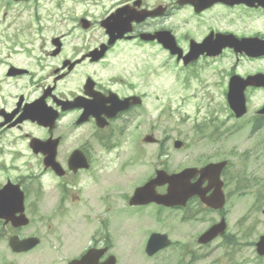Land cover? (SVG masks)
<instances>
[{
    "label": "flooded vegetation",
    "instance_id": "af4514ba",
    "mask_svg": "<svg viewBox=\"0 0 264 264\" xmlns=\"http://www.w3.org/2000/svg\"><path fill=\"white\" fill-rule=\"evenodd\" d=\"M186 1L118 0L101 19L109 18L120 8L129 13L145 15L141 21L133 20L132 30L122 38L109 44V33L102 27L100 39L95 40L88 31L82 30L70 40L67 39L70 33H62L57 35L58 39L51 37L49 43L42 45L41 58L51 65L48 66L40 96H44L48 111L56 115V119L53 127L30 120L11 125L10 122L20 116L23 105L29 102L24 99L20 106L16 104L6 109L7 112H13L18 108V112L8 124L3 125L1 122L5 118V111L0 109V146L9 147L14 143L8 142L6 134L15 128L31 125V129L24 133L27 142L25 171H0V190H4L0 208L16 210L18 205L15 204L17 200L14 195H22L23 210L29 223L16 227L7 217H0V241L9 240L11 235H19L20 238L38 236L40 242L32 250L38 248V253L44 255V246L51 244L52 253L65 258H78L90 248L104 249L102 259L109 257L112 251L121 255L119 247L112 241L111 213L119 208L121 199L127 201L129 197L124 191L127 184L125 177L120 176L116 180L117 186L120 185L118 189L112 188L110 153L113 147L122 148L124 154L128 153V148L132 149L131 155H121L122 160L117 168L121 175H126L129 169L140 167L143 163L145 143L143 103H131L123 108L126 98H144L140 58L138 55L126 58L123 52L143 45H155L171 54L158 38H142L143 33L155 36L157 32L167 30L173 34L183 54L193 46H203L200 50L204 53L193 63L202 58L216 61L225 51L235 52L234 48H224L220 44L219 37L224 34H232L238 39L252 36L264 38V6L258 4L262 0H230L231 3L210 0L211 4L199 11L191 0ZM182 11L194 13L197 18L187 15L170 22L173 15ZM80 23L85 30L94 25L91 21L86 23L87 27L81 20ZM161 24L168 27H157ZM175 26H193L197 31L180 34L174 31ZM103 45L106 47L102 55L92 54L97 49H103ZM208 51L212 54H208ZM171 55L181 62L177 54ZM13 75L19 76V72L15 71ZM255 89L262 88L248 87L246 92ZM72 101L73 104L70 103ZM85 106L88 107L87 115ZM33 137L42 140L39 150L29 143ZM154 144L157 148H165L169 146L170 140L157 139ZM172 147L170 145L169 150ZM73 154L88 166L76 170L71 168L69 161ZM215 156L205 157L204 165L217 161ZM52 162H58L59 169H55ZM9 163L0 159V166H8ZM157 167L175 172L167 160L153 164L152 171L159 169ZM226 185L227 181L225 192L228 198L230 193L226 191ZM127 206L137 210L147 207ZM156 206L159 210V206ZM196 208L201 209L200 214L208 209L197 196L191 198L184 208L170 209L181 214L184 220L185 212L195 213ZM214 212L219 219L228 217L224 209ZM230 234L227 228L220 240L226 239L232 243L234 235L229 238ZM197 245L199 248L206 246ZM244 254L232 255V264H264V255L259 252L252 251L248 256ZM187 255L188 252L184 253L185 257ZM219 260L221 262L222 258Z\"/></svg>",
    "mask_w": 264,
    "mask_h": 264
},
{
    "label": "rangeland",
    "instance_id": "374dc122",
    "mask_svg": "<svg viewBox=\"0 0 264 264\" xmlns=\"http://www.w3.org/2000/svg\"><path fill=\"white\" fill-rule=\"evenodd\" d=\"M113 1L115 0L25 2L0 0V106L15 103L17 95L21 93L27 99L37 96L43 83L42 78L48 70V62L45 60L38 63L35 57L41 45L52 35L66 30L70 29V33H77L81 29L80 25L75 26V20L79 15L88 13L92 19L97 20ZM187 15L189 14L185 12H177L170 22ZM157 27H168V25L161 24ZM169 28L173 29V26ZM186 31L193 33L197 30L189 26L188 29L179 30L178 33L183 34ZM89 32L96 40L101 30L99 26H94ZM123 53L126 56L133 54L142 56V76L146 95L143 108L144 133H152L153 125H156L153 131L157 137H167L171 144L173 139L188 142V148L182 151L170 148L168 160L171 167L180 169L187 165L201 164L206 161L205 157L216 155V159H230L232 163L228 171H238V180H234V185L230 181L228 187L231 194L225 211L228 212L227 218L232 233L230 235H234L240 244L236 246L237 250L236 247L224 250L222 240L216 239L209 246L197 248L198 235L219 219L214 211L203 210L202 214L186 211L184 221L177 212L156 213L152 219H149L148 216L153 214L151 209L145 207L139 210L126 209L123 215L133 213L135 220H127V225H122L121 221H119L121 225H112V241L121 251L118 264H232L229 259L232 255L245 252L244 255L248 256L250 252L255 251L252 243L264 234V194L258 193L260 189L264 193V125L262 128H255L253 123V114L262 104L263 98L256 96L251 100L249 113L243 119L229 117L227 100L222 94L219 82L223 84L224 75L232 70L230 66L235 59L233 53L227 52L221 61L205 70H198V76L183 74L182 72L186 73V71L156 46L146 49L136 48L135 51L126 50ZM29 55H32V58ZM9 62L28 67L31 73L20 78H7L5 72ZM247 62L250 63H243L242 66L245 64L250 70L264 71V61L259 63V60L253 59ZM235 68L240 71L239 64ZM186 69L192 71L193 67ZM215 69H217L216 74ZM216 135L219 136L217 141L214 139ZM17 140V148L25 145L22 138L19 137ZM144 147L147 157L144 159L143 169L137 168L136 171L131 170L126 173L128 177L124 191L130 195L134 186L140 185L148 176L149 160L152 159L150 156H153L154 146ZM115 155L117 152H113L110 157ZM23 159V157L19 159L18 164L24 169ZM116 163L115 160L111 162L109 169L111 174H109L113 179L112 188L118 189L120 185L117 186L116 180L120 173H114ZM237 184L239 192L233 188ZM125 203L126 201L121 199L119 208H123ZM192 214L197 215V218L194 219V216L190 218ZM150 227L157 231H170L176 241L172 247L155 258L143 255ZM5 246L0 244V264L26 263L25 258L4 256ZM190 251H194L195 256L189 254ZM186 252L188 255L185 257ZM219 258H222L221 262ZM40 262V260H31V264Z\"/></svg>",
    "mask_w": 264,
    "mask_h": 264
},
{
    "label": "water",
    "instance_id": "95a60500",
    "mask_svg": "<svg viewBox=\"0 0 264 264\" xmlns=\"http://www.w3.org/2000/svg\"><path fill=\"white\" fill-rule=\"evenodd\" d=\"M252 54H259V53H252ZM255 78H251L250 80H253ZM246 81V82H248ZM235 79L232 80V84L234 85ZM230 102L232 107L237 111L238 115H242L246 111L245 107V99L242 95L241 90H236L235 88H232L230 93ZM30 113L35 114L37 116H40L41 114V104L40 101L35 102L34 104H31L28 109ZM264 111V110H263ZM225 163L220 164H211L207 167H205L203 170H201V177L196 183H190V179L197 173L199 170L197 169H186L185 171L181 172L180 174L174 175V176H166L165 174H159V176L153 180L150 184H146L144 187H141L137 190L135 197L138 196L140 200H143L144 202L146 200H152L156 199L159 202H163L166 204H176V203H184L185 200L192 194L198 193L202 196V198H205V190L202 188V182L206 177H208L211 181L210 187L216 188V195H219V200L217 202H211L210 200H207V202L215 207L222 205L223 196L221 193V182L219 180V172L222 168V166ZM170 182V191L166 195H157L154 192L155 186L157 184H163L165 182ZM224 229V224L216 225L212 229H210L207 233H205L200 240L203 242H207L211 240L214 236L218 234L219 231H222ZM154 236L150 243V252H154L159 248L158 240ZM85 264H88V261L84 262Z\"/></svg>",
    "mask_w": 264,
    "mask_h": 264
}]
</instances>
